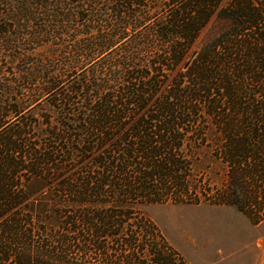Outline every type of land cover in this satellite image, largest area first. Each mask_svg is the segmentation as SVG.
<instances>
[{"label":"trees","instance_id":"obj_1","mask_svg":"<svg viewBox=\"0 0 264 264\" xmlns=\"http://www.w3.org/2000/svg\"><path fill=\"white\" fill-rule=\"evenodd\" d=\"M186 200L264 219V0H0V264H186Z\"/></svg>","mask_w":264,"mask_h":264},{"label":"rangeland","instance_id":"obj_2","mask_svg":"<svg viewBox=\"0 0 264 264\" xmlns=\"http://www.w3.org/2000/svg\"><path fill=\"white\" fill-rule=\"evenodd\" d=\"M221 25L215 20L209 24L198 37L196 47L212 39ZM195 158L202 164L197 169L198 176L203 177L209 197L213 198L223 187L225 169L207 146ZM209 200L199 204L168 201L146 205L142 210L186 264H264V219L252 224L236 207Z\"/></svg>","mask_w":264,"mask_h":264}]
</instances>
